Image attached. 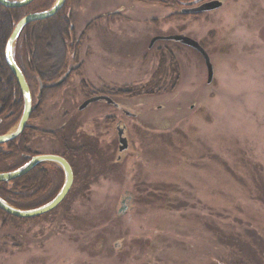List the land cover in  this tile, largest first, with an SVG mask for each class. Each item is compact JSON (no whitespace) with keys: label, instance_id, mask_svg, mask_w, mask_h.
<instances>
[{"label":"rangeland","instance_id":"obj_1","mask_svg":"<svg viewBox=\"0 0 264 264\" xmlns=\"http://www.w3.org/2000/svg\"><path fill=\"white\" fill-rule=\"evenodd\" d=\"M219 1L215 10L186 14L179 0H66L72 33L64 68L43 82L28 71L34 102L40 83V100L54 89L27 121L34 130L25 156L66 154L75 178L43 216L0 215V264H212V248L223 262L256 264L237 244L251 240L246 229L264 240V0ZM180 33L208 53L209 83L195 49L162 40L149 47L156 35ZM67 70L64 84L53 86ZM100 93L137 116L101 102L78 109ZM118 122L126 127L123 151ZM65 136L77 148L96 138L106 160L91 163L95 177L85 155L63 147ZM112 160L113 172L103 175ZM62 178L56 172L49 192L35 198L56 194Z\"/></svg>","mask_w":264,"mask_h":264},{"label":"trees","instance_id":"obj_2","mask_svg":"<svg viewBox=\"0 0 264 264\" xmlns=\"http://www.w3.org/2000/svg\"><path fill=\"white\" fill-rule=\"evenodd\" d=\"M147 1L162 2V0ZM52 2L53 0H34L30 4L19 8H9L0 4V118L1 121L3 120L0 124V133H3L8 127L13 125L16 121V118L13 116L19 112L21 114L23 107V100L19 86L4 60V48L6 41L16 23L23 16L32 12L46 10L53 5ZM66 10L67 2H65L64 6L53 16L32 21L21 30L15 44L14 58L20 66L27 81L28 71L35 73L37 79H40L41 81H53L58 79L60 71H62L65 64V51L67 49L66 42L72 33L71 18L68 16ZM47 88L48 89H46L42 95L40 108L38 110L35 109L31 113V118L40 116L43 102L47 96V91L54 89L53 87ZM120 93H124V91L119 90L117 92V94ZM10 112L11 115L6 116V114H9ZM11 118L14 119L8 123L7 119ZM32 131L33 129L29 131V128L26 127L18 137L0 144V167L5 166L8 161L19 157V155L24 157L23 161L20 162L21 164L27 161V156L25 155L30 152L28 142ZM64 155L66 157V154ZM66 158L69 160L68 157ZM114 164L115 162H113V160L109 162L106 168H102V174L106 175L108 173H112L114 170L113 168L115 167ZM15 166L3 168L1 170L9 171L18 167ZM88 166L89 165L87 164V167ZM81 170L83 171V169ZM56 172L59 174L61 172L60 168L56 167V169L50 170L45 163H40L22 176L14 178L8 182H0V197L12 206L21 209H29L40 206L49 201L53 195H49L50 197L47 199H37L35 198V196H37L35 193L43 190L49 192L47 190L51 184L49 176L54 175ZM0 215L11 219H18L6 214L1 209ZM36 218L37 216L25 218L23 220ZM208 227L215 231L218 240L221 238L224 239L223 231L215 226L208 225ZM245 232L251 240L249 241L244 238L245 240H239L237 245H240L241 248H244L247 251L250 249L248 254L250 256L252 254L251 259H253L256 264H264V261H262L261 258V255L264 253L263 238L258 236L252 230L246 229ZM253 244L259 247L260 253H257V249ZM214 250L215 249L212 248L209 251L215 254L217 258L215 260L216 262H211L212 264H242L241 262H243L235 259L223 262V259H221L222 257L220 258Z\"/></svg>","mask_w":264,"mask_h":264},{"label":"water","instance_id":"obj_3","mask_svg":"<svg viewBox=\"0 0 264 264\" xmlns=\"http://www.w3.org/2000/svg\"><path fill=\"white\" fill-rule=\"evenodd\" d=\"M32 1L34 0H0V4L5 7H9V8H19V7L28 5ZM64 3H65V0H56V2L50 8L46 10L26 14L16 23V25L14 26V29L12 30L10 36L8 37L6 41L5 48H4V60L19 86V89L22 95V100H23V107H22L21 115L19 117L17 124L15 125L14 130L7 132V133L0 134V143L8 142L18 137L23 132V130L27 126V121L32 111L36 109L38 107V104L40 103V96H41L42 88H43V84L40 83L39 92L36 97V103L33 105L32 94L28 86V83L25 79V76L20 66L16 63L14 56H13V51H14L16 40L21 30L27 24H29L32 21L41 20V19H45L50 16H53L59 11V9L63 6ZM197 3H200V4H198L197 6H193V7L190 6V5L197 4ZM221 5H222V2L219 0H193L192 2L188 3L187 7L182 8L181 12L182 13L207 12V11H212V10L219 8L221 7ZM158 40L178 42L182 45L191 47L195 49L196 51H198L205 61L207 75H208L207 82L209 83L212 80L213 66L210 61V57L208 53L205 51V49L201 46V44L196 39L190 36H187L183 33L156 35L150 40L149 47H151ZM67 75L68 73H65L64 76L59 81L53 84V86L61 84L65 80ZM96 101H105L108 104H112L114 106L117 105L115 101L108 95H96V96H92V97L85 99L78 106V109L82 110L85 107H87L90 103L96 102ZM123 132H124L123 128L119 127L118 128L119 151L126 150L128 147L127 138L123 136ZM42 162L56 163L62 168L64 172V182L61 188L59 189V191L56 193V195L48 202L40 206H37L35 208H30V209L16 208L10 205L9 203H7L4 199L0 197V208L3 211L7 212L8 214L12 216H16V217L32 218V217L42 215L52 210L59 203H61V201L64 199V197L66 196V194L68 193L72 185L73 174H72V169L69 163L67 162V160L59 155H55V154L33 155L29 157L28 161H26L22 166L16 169L10 170V171L0 172V182H4V181L8 182L14 178L24 175L28 171L33 169L36 165Z\"/></svg>","mask_w":264,"mask_h":264},{"label":"flooded vegetation","instance_id":"obj_4","mask_svg":"<svg viewBox=\"0 0 264 264\" xmlns=\"http://www.w3.org/2000/svg\"><path fill=\"white\" fill-rule=\"evenodd\" d=\"M193 0H179V2H180V5H182L183 7H187L188 6V3L189 2H192ZM65 2H66V0H65ZM202 2V1H201ZM65 4V3H64ZM64 4H63V6H64ZM198 4H200V3H197V4H193V5H190L191 7H193V6H197ZM62 6V7H63ZM61 7V8H62ZM60 8V9H61ZM59 9V10H60ZM204 13V12H203ZM186 14H191V13H186ZM65 73H68V75L66 76V78H65V80L60 84V85H63L64 84V82L67 80V78H68V76L70 75V70H67V71H65L62 75H61V77L59 78V80L64 76V74ZM28 82V81H27ZM40 82V81H39ZM43 82V81H42ZM38 85H39V83H38ZM59 85V86H60ZM28 86H29V88H30V91H31V87H30V85H29V82H28ZM50 86H52V85H50ZM45 87V84H43V88ZM31 94H32V92H31ZM96 95H107V94H103V93H100V94H94L93 96H96ZM109 96V95H108ZM37 97V96H36ZM36 97H35V99H36ZM90 97H92V96H90ZM111 97V96H110ZM89 98V97H88ZM32 99H33V94H32ZM87 99V98H86ZM98 102H101V103H105L104 101H98ZM36 103V100H35V102L33 101V105ZM93 103H96V102H93ZM93 103H91V104H93ZM117 105L116 106H114V105H111V106H113L114 108H116V109H119V110H121L126 116H129V117H134V116H137V113H135V112H130V111H128L127 109H125L123 106H121L119 103H117V102H115ZM91 104H89L88 106H90ZM40 105H41V100H40V103L38 104V107L36 108L37 110L40 108ZM109 105V104H108ZM87 106V107H88ZM87 107H85L84 109H86ZM84 109H82V110H84ZM35 110V109H34ZM33 110V111H34ZM82 110H80V111H82ZM128 112V113H127ZM11 113V112H10ZM9 113V114H10ZM9 114H6V116L7 115H9ZM5 116V117H6ZM29 119H30V117H29ZM28 119V120H29ZM3 121V120H2ZM2 121H1V118H0V124L2 123ZM31 125L30 124H28V122H27V126L26 127H28V128H30L31 129V127H30ZM119 127H121L120 126V122H118V124H117V126H116V130L119 128ZM123 127V130H124V132H123V134L125 135L126 134V127L125 126H122ZM33 129V128H32ZM34 130V129H33ZM62 130V129H61ZM60 131V130H59ZM33 132V131H32ZM31 132V133H32ZM1 134V133H0ZM56 134H57V132H56ZM31 135V134H30ZM64 139V138H63ZM63 147H65V149L66 150H68L69 152H71L70 154H72V155H77V154H81V157L83 156V155H85L84 157H87L88 158V160H89V166H88V173L89 174H91L92 173V176L93 177H95L94 176V173H96V171H97V169H95L94 168V166L91 164L92 162H94V165L97 163V162H99V161H101V160H106V155L103 153H101L100 152V148H99V145L97 144V140H96V138L95 137H93V138H91V142H88V143H84V148H77L78 146H76V144H73V143H68V136H65V141H64V143H63ZM83 154V155H82ZM64 155V154H63ZM63 155H61L64 159H66L67 160V162L69 163V165H70V167H71V169H72V174H73V181H72V185H73V182H74V178H75V175H74V170H73V166L70 164V162L68 161V159L65 157V155L63 156ZM104 166H105V168L108 166V163H105L104 164ZM62 172V171H61ZM62 174H63V182H64V173L62 172ZM51 177H53V175H51V176H49V179L51 180ZM63 182H62V184H63ZM62 186V185H61ZM61 186H60V188H61ZM72 187V186H71ZM71 187H70V189H71ZM70 191V190H69ZM68 191V192H69ZM127 199H129V196H126V198H125V200H123V202H125V205L127 206V208H128V205L130 204L129 203V201L127 200ZM127 201V202H126ZM126 208V207H125ZM127 210H125L124 212H126ZM120 212L121 213H123V211H122V209L120 210Z\"/></svg>","mask_w":264,"mask_h":264}]
</instances>
